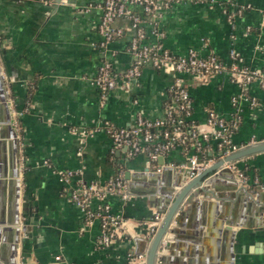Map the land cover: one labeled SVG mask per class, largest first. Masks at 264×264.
I'll return each instance as SVG.
<instances>
[{
    "label": "crops",
    "instance_id": "crops-1",
    "mask_svg": "<svg viewBox=\"0 0 264 264\" xmlns=\"http://www.w3.org/2000/svg\"><path fill=\"white\" fill-rule=\"evenodd\" d=\"M102 2L0 0L3 71L10 80L12 107L23 111L16 126L25 225L19 264H146L157 231L151 236L154 215L160 213L162 221L173 201L170 196L190 180L179 177L188 157L196 153L200 162L212 158L208 167L221 160L214 141L204 151L176 146L156 156L143 151L129 157L125 146L113 148L102 125L130 127L137 112L161 117L174 73L144 67L137 79H125L133 28L128 19H115L113 26L122 29L121 36L100 48ZM224 7L235 12L233 21L222 12ZM143 25L147 41H160L174 54L194 49L228 64V52L234 49L245 65L264 71V0H178L154 24L144 19ZM103 60L112 63L118 82L101 102L92 79ZM180 76L191 98V119L200 130H210L206 114L213 110L227 120L239 118L231 140L241 148L232 153L264 143V88L257 83L248 87L256 105L242 100L233 105L231 99L238 97L240 88L227 75ZM26 101L30 106L24 111ZM227 167L235 176L243 172L245 184L237 179L235 190L217 191L205 186L193 201L184 198L155 264H264V151L235 158ZM68 169L80 172L65 182L60 174ZM117 175L125 181L124 197L107 194L90 201L92 209L108 205L119 222L111 242L99 246V219L84 224L70 191L80 181L102 184ZM230 182L223 178L215 185L226 188ZM219 220H232V228L224 231L223 224L218 232Z\"/></svg>",
    "mask_w": 264,
    "mask_h": 264
},
{
    "label": "built area",
    "instance_id": "built-area-1",
    "mask_svg": "<svg viewBox=\"0 0 264 264\" xmlns=\"http://www.w3.org/2000/svg\"><path fill=\"white\" fill-rule=\"evenodd\" d=\"M176 1L178 0H103L99 5L101 12L98 32L101 38L98 45L100 48H104L107 43L121 36L122 29L113 26L115 19L126 18L133 28V35L130 37L127 48L131 56V64L123 73L125 79H137L144 67L157 70L169 69L174 73V80L169 90L171 102L166 105L161 117L148 118L141 112H137L130 127H118L105 123L102 128L110 138L113 148L125 146L129 157L143 151L149 156L164 155L176 146L189 147L191 141L194 142L192 149L204 151L205 145L214 141L217 155L222 159L241 148L231 140L232 133L238 128L239 118L227 120L215 111L208 110L206 123L210 130H200L191 119V98L180 74L188 73L201 79L225 74L229 81L240 88L238 97L231 99L232 104L235 105L236 101L242 100L254 106L257 104V100L248 94V87L252 83H257L261 88H264V71L245 65L242 57L234 49L229 50V63L226 64L212 54L202 56L194 49H189L184 54H174L166 49L160 41L155 43L147 41L143 25L144 19L148 24H154ZM222 12L230 21H233L235 12L229 11L227 7H224ZM117 82V75L112 69V63L109 60L101 61L92 79V84L97 89L101 102L106 99L109 91L116 87ZM29 106V101H26L24 111H27ZM22 114L23 111H13L15 126ZM211 160L212 158H207L204 162H200L197 154L193 153L188 157L184 167L189 164V177L193 178L204 171ZM44 164L48 165L47 161H44ZM79 172V169H68L62 172L60 177L67 182ZM236 177L241 184H245L246 175L243 172H238ZM125 187L124 179L117 175L102 184L98 181H80L70 191V199L82 213L84 224L88 225L92 223L93 219H99L100 234L97 239L99 246H107L111 242L118 231L119 222L109 212L108 205L104 204L92 209L90 201L94 197L102 199L107 194H120L124 197ZM161 218L160 213H155L154 223L150 227L151 236L157 230ZM261 223L264 228V212ZM138 258L144 261V256L139 255Z\"/></svg>",
    "mask_w": 264,
    "mask_h": 264
},
{
    "label": "water",
    "instance_id": "water-1",
    "mask_svg": "<svg viewBox=\"0 0 264 264\" xmlns=\"http://www.w3.org/2000/svg\"><path fill=\"white\" fill-rule=\"evenodd\" d=\"M2 65H5V62L0 52V264H19L20 232L25 229L21 214L23 205L20 186V138L12 115L14 108L8 93L10 80L6 79ZM260 151H264V143L227 155L200 174L190 178L172 196L166 194V197L170 196L173 201L167 211H165V216L151 240L146 264H155L156 258L160 260L157 254L158 247L172 217L177 212L184 198L186 202L193 201L200 192L204 193L206 191L205 186H209L215 191L223 189L235 190L238 184L237 178L234 172L227 167V163L243 155ZM188 167L189 164L179 172V177H181L182 181L189 177L190 169ZM228 172L230 173L227 174ZM223 178L228 179L229 182L231 181L230 184L226 188L217 187L215 183ZM180 182H176L175 186L180 185ZM192 188L196 189L188 194ZM208 194L210 193H205V196L211 197ZM218 196H222L221 193ZM178 219H180V216L178 217L177 215L174 220L177 222ZM223 224H225L224 231H229L232 228L233 221L230 220L224 223L223 220H219L217 224L218 232L221 231V225ZM232 234V237H234L235 233ZM165 248L166 245L161 248V251L163 252ZM181 263L183 264V262ZM189 264H192V262Z\"/></svg>",
    "mask_w": 264,
    "mask_h": 264
},
{
    "label": "trees",
    "instance_id": "trees-1",
    "mask_svg": "<svg viewBox=\"0 0 264 264\" xmlns=\"http://www.w3.org/2000/svg\"><path fill=\"white\" fill-rule=\"evenodd\" d=\"M170 102H171V96L168 95V100L166 102V105H168ZM209 144H210V142H209ZM189 147L194 148V142L193 141L189 142Z\"/></svg>",
    "mask_w": 264,
    "mask_h": 264
}]
</instances>
